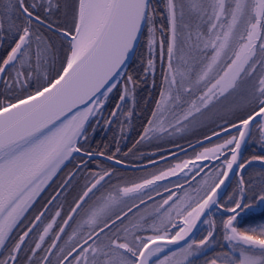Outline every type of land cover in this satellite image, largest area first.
<instances>
[{
    "label": "snow or ice",
    "instance_id": "snow-or-ice-1",
    "mask_svg": "<svg viewBox=\"0 0 264 264\" xmlns=\"http://www.w3.org/2000/svg\"><path fill=\"white\" fill-rule=\"evenodd\" d=\"M61 8L60 0H9L0 12V33L11 37L0 58V250L6 253L0 264H21L22 253L25 264H192L190 258L214 240L215 221L208 216L203 222L211 230L189 241L197 221L206 211L221 210L228 214L221 222L224 239L234 242L239 255L221 253L210 264H264V227L242 229L237 223L257 203L264 205V183L257 190L240 176L228 196L231 204L222 203L220 195L230 173L242 172L252 161L264 163V155L243 160L241 151L253 136L264 139V0H167V43L155 35L153 0H76L70 20L66 16L64 22L52 18ZM145 27L148 58L143 73H155L157 55L166 63L160 98L148 124L162 108L179 109V128L169 125L179 131L185 121L192 124L224 106L219 118L225 123L220 132H213L219 142L195 156L220 160V166L192 195L185 190L181 197L163 186L168 196H161L150 213L152 223L145 216L126 221L132 207L125 198L133 207H139L137 199L147 207L145 196L151 200L153 192L161 195L158 182L180 173L194 179L203 165L197 167L192 160L175 163L115 194L102 195L85 211L82 204L92 199L89 193L99 191L97 186L103 187L115 171L103 169L93 174L56 232L52 229L60 211L35 233L48 208L28 225H23L25 213L48 182L77 154L88 160L104 156L88 147L90 136L97 125H111L126 100L134 102L139 80L126 69ZM113 93L118 102L106 116ZM132 115L126 111V118ZM165 132L168 127H146L140 139ZM77 166L87 167V160ZM175 187L183 189V184ZM57 196L59 192L52 200ZM77 210L83 216L64 244L81 228L91 231L82 243L65 250L58 242L73 215L80 216ZM146 231L152 234L143 235ZM182 241L188 242L180 246Z\"/></svg>",
    "mask_w": 264,
    "mask_h": 264
},
{
    "label": "flooded vegetation",
    "instance_id": "flooded-vegetation-1",
    "mask_svg": "<svg viewBox=\"0 0 264 264\" xmlns=\"http://www.w3.org/2000/svg\"><path fill=\"white\" fill-rule=\"evenodd\" d=\"M220 130L221 129H218L215 132H220ZM213 132H211L205 136L198 137V139L192 140L188 144H185V145H182L179 147L162 148L161 150L151 152L147 155V156H149V158L146 157L147 159L145 161L141 160L138 163L148 164L151 162H157L163 158L169 157L170 155L180 151L181 149L188 147L189 145H192L194 143H197L199 141L206 139V137L213 136ZM218 140L211 142L209 144L203 145L197 149H194V150L186 153L185 155H182L181 157H177L175 159H172V160L157 164L153 167H150L152 170H155V172H153V173H156L160 169H164V168H167L169 166H173L175 163H178V162H181L184 160H192V161L196 162L195 165L197 167L203 165V170L200 172L199 175H196L194 179H192V178L185 179V175H184V173H182L176 178L165 180L162 182H158L162 185V187L160 189L161 195H156L153 192L152 193L153 199H151V200L147 199V196H145L144 199H145L147 207L145 206V204H141L140 201L137 199L135 201V204L139 205V207L138 208L133 207V205H132L131 206L132 212L128 213V217H130L132 214L135 213V218L145 216L148 218V222L152 223L150 213L161 202V196H163V197L168 196V193L163 190V186H165V185L168 188H170L173 192H176V194L178 196H181V197H183V192L185 190L190 194V193L194 192L195 189L199 188V186L202 184L201 180L203 179V176L206 175L211 170H213L214 168L219 167L220 161H218L217 163L210 166L209 162L197 163L198 161H201V160H196L195 156L197 155V153L203 151V149L205 147L212 146L211 144H214ZM254 141H258L259 144L262 146V149L264 151V145L262 144L261 137L259 135H255V136H253L252 139H250L248 141V143L246 145V148L244 150L243 160L251 159V158L245 159V156H246V153L248 152V150L250 148L251 143H253ZM94 152H96V151H94ZM251 153L253 154V152H251ZM104 156H106V155H104ZM184 158H186V159H184ZM82 159L87 160V167H78L77 166ZM115 160H119V161L124 162V160H120V159H115ZM212 160H216V159H212ZM254 166H262L264 168L263 165H254ZM189 167L191 168L192 165H189ZM150 168L143 169V170H148ZM250 168L251 167L245 169L242 173V176L244 177L245 182L250 181L251 185L258 190L259 186L262 183H264V170L261 173L257 172V174H253V173H249ZM103 169H109V170L115 169V171L113 172V175H112L110 180L108 178L106 179L107 183H105V182L102 183L104 185L103 187H101V186L98 187L99 191H101V190L103 191L106 188L107 184L110 183L111 181L117 180V183L120 184L122 177H120L118 175V172H121L123 169H121V168H119V167H117V166H115L112 163H109L107 161L97 160V159L88 160L87 157H84L82 155H76L75 160L68 162L65 166H63L57 172L56 176H54L53 180L49 184V187H47L48 186V184H47V186H46L47 188L46 187H45L46 189L44 188L45 190L42 193V195L38 199L36 198L37 200L33 203L32 207L29 208L28 212L25 213L26 219L23 221V225H28L33 220L35 215L39 214V212L41 210H43L45 208V206H47L48 211L45 212L44 217L41 218L42 223L37 224V228L34 229V232L38 233L39 231H41L42 228L54 217L55 212L60 211V217H55L56 225H54L53 229H52V232H56L58 230V227L62 226V221L67 218V215L69 214L71 207L74 206V203L77 201L78 197L80 195H82V193H83V192L81 193L82 185L92 182L94 179L93 174L97 173V172H101ZM143 170H140V171H143ZM194 171H196L195 168H193V172ZM185 172H188V169H186ZM142 180H143V178H141L140 180H137L134 183L141 182ZM65 181H67V183H65ZM238 181H239V179H238V176L236 174L235 177L233 178V181L231 182L229 188L227 189L226 193L222 197V203H224L226 205L231 204V201L228 200V196H231L233 194V192L236 190ZM178 182L183 184V189L175 187V185ZM134 183L129 184V186H131ZM99 191L96 190L95 192H93V193H95V195H93V193H92V195L90 197L98 195ZM57 192H59V196H57L55 200H52V197L56 196ZM50 200L52 202L49 204L48 202ZM86 201L88 202V199ZM170 203H171V201H170ZM84 205L85 204L82 205V208ZM37 206H39V207L37 208L36 211H34V209ZM259 206H260V204L257 203L253 208L259 207ZM78 212H80V210H78ZM242 215H243V219H241L240 217L237 218V223L240 225V227L242 229L263 227V225H264V207L260 212L255 213L251 210L250 212H247V213L242 214ZM209 216H211V218L215 221L214 240L210 241L209 244L207 246H205V249H207V251H209V252L204 257H200V259H197V261L194 262V264H207V263H205V258L207 255L214 254L215 258H217L219 256V254L225 253V252L229 253V249H231V247H229V242L224 239V232H223V229L221 227V222L223 219L227 218V214H225L222 211H219V212H211ZM76 219H77V215H73V220L68 221V225L65 226V228H64V233L61 234V240L58 242L59 247L66 240L67 235L72 234L73 230L76 227L75 226ZM177 220H178V218H177ZM203 221H202L201 225L199 226V228L197 229L193 238L201 239L207 234V232L209 230H211L210 226L208 224L204 223ZM170 231L175 232L176 229H171ZM143 234H152V233L150 231H146ZM218 234H223L221 240H219ZM30 236H32V234H30ZM50 237H51V233H50ZM50 237L46 238L45 247L47 246V243H48V240L50 239ZM53 253H54V255H53V257H50V259L54 260L55 255H56L55 249L53 250ZM5 257H6V253H4L1 250L0 251V258H5ZM42 257H43V251L41 250L38 253V258L42 259ZM221 259H222V257H221ZM21 264H25V262L23 260V253L21 254Z\"/></svg>",
    "mask_w": 264,
    "mask_h": 264
},
{
    "label": "rangeland",
    "instance_id": "rangeland-1",
    "mask_svg": "<svg viewBox=\"0 0 264 264\" xmlns=\"http://www.w3.org/2000/svg\"><path fill=\"white\" fill-rule=\"evenodd\" d=\"M36 2H38V0H36ZM60 2H61V6H62L61 12L58 13L56 16H53L52 18L54 20H58L60 22H64L65 21V17L67 16V18L70 20V17L72 15V11H73L74 6L76 4V0H60ZM165 2L167 3V0H165ZM185 2L186 3H190L191 0H185ZM145 30H146V33L144 31L143 38L145 40L144 43L146 44V48H147L148 33H147V29H145ZM44 34H45V36H50L51 35L50 33H47V32H45ZM155 35H156V38L159 39L157 32H156ZM143 38H142V40H143ZM53 39H55V38L53 37ZM167 40H168V38L165 39V43H167ZM144 43H142V44L144 45ZM147 52H148V49H147ZM147 58H148V54H147ZM164 71H166V63L162 62L160 60L159 56L157 55L156 56V70H155V73L154 74H148V75H146V77H147V79L150 80L151 84H154V81H155V78H156L158 72L161 74V77H162V73ZM161 80H162V78H161ZM161 90H162V87H161ZM159 98H160V93H159V96H158L157 100H159ZM135 101H136V96H134V102H132L131 100H126L124 102V104H123L124 113H126V109L127 108H128V110H131V111L134 110ZM225 103L229 104V103H231V100L227 101ZM155 111H156V109H155ZM224 114H225L224 113V106H220L219 108L214 109L213 113H208L207 115H205L203 117H200L199 120L195 121L192 124H188V122L185 121L184 124L186 125V127H184L183 130L173 131V129L169 125H176V127L179 128V125L176 124V121L180 117L181 112H180L179 109L173 110V109H163L162 108L160 111L157 112L156 119L153 121V124L151 126L148 124L147 127L165 126V127H168V132H165L163 134H159V133L152 134V133H149V137L150 138L146 137L143 140L139 139V141L137 142L136 146L132 150H130V152H129V156L128 157L129 158L131 157V159L127 162V164L128 165H132V166L138 165V164H140V163H138L139 161H141V160L145 161L147 158H149V156H147V155L149 153H151V152H154V151H157V150H161L162 148L179 147V146L188 144L192 140L198 139V137L205 136V135H207V134H209V133H211L213 131L221 129V125H223L225 123V121L220 119L219 117L221 115H224ZM228 118L231 119L232 117L229 116ZM151 119H152V117H151ZM101 128H103L102 123L97 125V131L96 132L101 130ZM217 142H219V140ZM217 142H215V143H217ZM214 144H211V145L213 146ZM123 157L125 158L127 156L124 155ZM184 159H186V158H184ZM214 169H216V168H214ZM214 169L211 170L210 172H208L206 175H204L203 179H205L207 176L212 175L213 172H214ZM153 172H155V170H152L151 168L148 169V170H143V171H126V170H122L121 172H118V175L120 177H122L120 184L117 183V180H114V181H111L110 183H108L106 188L103 191L102 190L99 191L98 195L93 196L91 200H88V202L83 206V209L85 211H87V209L89 207H91L96 202V200L99 199L102 195H107L109 193L115 194V192H116V190L118 188L129 186V184L134 183L137 180H140L141 178L149 176V175L153 174ZM53 178H52V180H53ZM202 180H201V183H202ZM51 181H49L47 187H49V184H50ZM89 184L90 183L82 185L81 193L84 191L86 186L89 185ZM200 187H202V184L199 186V188ZM44 190L40 193L39 197L42 195ZM192 194H194V192L190 193V195H192ZM39 197H37V199ZM125 200L127 201V207H131L133 205L132 204L133 201L131 199L125 198ZM38 207L39 206H37L34 209V211H36ZM127 207H125V210H127ZM134 214H132L130 217H128L126 219V221L128 219H135V215ZM82 216H83V212H80V216H77V219H76V222H75V226H76L75 229L77 228V224L80 222V219H81ZM263 227H264V225H263ZM260 228H256V229H260ZM89 231H91V229H89V228H81L79 230L78 235L75 237V239L70 241L68 245H65L64 242H63V244L60 247H64L65 250H67L68 247L76 244L77 241H80L82 243L83 242L82 237H86L87 233ZM71 235L72 234H68L66 240ZM143 235L148 236V235H151V234H143ZM228 242H229V247H231V249H229V254L231 256H238L239 252L236 249H234L233 242H230V241H228ZM89 243H92V241H89ZM208 252L209 251H207V249H205V247H204L202 250H200L198 255L193 256V257L190 258L191 261H192V264H194V262H196L197 259H200V257H204Z\"/></svg>",
    "mask_w": 264,
    "mask_h": 264
},
{
    "label": "trees",
    "instance_id": "trees-1",
    "mask_svg": "<svg viewBox=\"0 0 264 264\" xmlns=\"http://www.w3.org/2000/svg\"><path fill=\"white\" fill-rule=\"evenodd\" d=\"M8 2L9 0H0V12L7 8ZM153 4L156 9L154 23L158 29V38L160 39L163 37L165 40L168 38L169 26L166 12V2L165 0H153ZM0 38L3 39V44L0 46V58H3L11 43V37L6 33H0ZM144 42L145 40L143 38L131 64L126 70L128 74H132L139 80V83L135 88L136 101L134 110L132 111V117L126 118V113H124L122 107L121 112L118 113L117 118L111 125L106 126L102 123L103 128H101L98 132H96V126V131L90 136V140L88 142V147L94 151L104 152L106 156L111 155L114 159L124 160L125 162H128L131 159V157H128L130 150L136 146L148 125V121L151 120L152 113L156 109V104L158 102L157 99L162 87V77L159 72L155 78L154 84H151L150 80L147 79L146 75L142 71V69L146 67L148 54L146 44ZM142 43H144V45ZM115 97L116 94L113 93L108 102L107 110L105 112L106 116L107 113L112 110V107L118 102ZM127 110L128 108L126 111ZM117 149H119V151H117ZM251 152H253V154ZM124 155L127 157L124 158ZM254 155H264L262 146L258 141L251 143L245 159H249ZM263 170L264 168L262 166H253L250 168L249 173L257 174V172L261 173ZM222 235L223 234H218L219 240H221ZM214 258V254L207 255L205 263L210 264V261Z\"/></svg>",
    "mask_w": 264,
    "mask_h": 264
},
{
    "label": "water",
    "instance_id": "water-1",
    "mask_svg": "<svg viewBox=\"0 0 264 264\" xmlns=\"http://www.w3.org/2000/svg\"><path fill=\"white\" fill-rule=\"evenodd\" d=\"M144 30H145V28L142 30L143 33H144ZM142 37H143V35H142L141 38H140V42H141V40H142ZM139 45H140V43H139ZM138 47H139V46H138ZM137 49H138V48H137ZM136 52H137V51H136ZM134 56H135V55H134ZM134 56L128 61V67H129V65L131 64V62H132ZM128 67H127V68H128ZM126 70H127V69H126ZM233 131H234V130H233ZM222 135H223V134H222ZM210 138H211V139H205V140H203V141H201V142H199V143H196V144H194V145H192V146H190V147H188V148H186V149H184V150H182V151H180V152H177L176 154H174V155H172V156H170V157L164 158V159L159 160V161H157V162L149 163V164H146V165H141V166H132V165L125 164V163H123V162L117 164V163L115 162L116 160H111V161H110V160H107L105 156H99V155L95 156L94 159L107 161V162L112 163L113 165H115V166H117V167H120V168H122V169H125V170H127V171H139V170L147 169V168L153 167V166H155V165H157V164H160V163H163V162H166V161L172 160V159H174V158H176V157H179V156H182V155L186 154L187 152H189V151H191V150H193V149H195V148L201 147V146H203V145H205V144H208V143L213 142V141H215V140H217V139H220V138L217 137V136H212V137H210ZM261 140H262V144L264 145V139L261 138ZM247 143H248V141H247ZM247 143H246V145H247ZM246 145H243V146H242V150H241V151H242V158H243V154H244V150H245ZM77 155H79V154H77ZM218 161H220V160H201V161H198L197 163H207V162H209V163H210V166H211V165L217 163ZM66 163H67V162H66ZM194 163L196 164V162H194ZM253 165H263V166H264V163H262V162H260V161H252V163H251L250 165H248L245 169H247V168H249L250 166H253ZM245 169H244V170H245ZM185 170H186V169H185ZM244 170H243V171H244ZM243 171H242V172H238V173H236L237 176H238V179L240 178V176H242ZM180 174H182V173H180ZM180 174H179V175H180ZM236 174H233V173H230V174H229V180L225 182L226 185H228V187L224 188L223 191L220 193L221 197H223V195L226 193L227 189L229 188V186H230L231 182L233 181V178L235 177ZM179 175H178V176H179ZM176 177H177V176H176ZM171 178H175V177H169V179H171ZM106 179H107V178H106ZM102 183H104V182H102ZM98 187H99V185L97 186V188H98ZM95 190H96V189H94L93 192H94ZM91 194H92V193H89V196H90ZM86 200H87V198H86ZM82 205H83V204H82ZM263 207H264V205H261V204H260L259 207H255V208H253L252 211L255 212V213L260 212V211L263 209ZM77 211H78V210H77ZM221 211L223 212V210H221ZM210 213H211V212L206 211L205 216H202L201 219H200V221H197L196 227L193 229L191 236L188 238L189 241L194 237V235H195L197 229L199 228V226L201 225L202 221H203L207 216H209ZM225 214H226V213H225ZM227 215H228V214H227ZM187 242H188V241H182L180 246L186 244ZM233 243H234V242H233ZM154 246H155V245H153V247H154ZM168 247L171 248V249H176V248L179 247V246H178V245H169Z\"/></svg>",
    "mask_w": 264,
    "mask_h": 264
}]
</instances>
